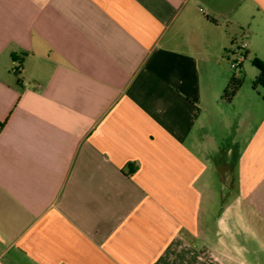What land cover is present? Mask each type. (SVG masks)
<instances>
[{
  "label": "crops",
  "instance_id": "1",
  "mask_svg": "<svg viewBox=\"0 0 264 264\" xmlns=\"http://www.w3.org/2000/svg\"><path fill=\"white\" fill-rule=\"evenodd\" d=\"M253 57L264 0H0V264H264Z\"/></svg>",
  "mask_w": 264,
  "mask_h": 264
},
{
  "label": "trees",
  "instance_id": "2",
  "mask_svg": "<svg viewBox=\"0 0 264 264\" xmlns=\"http://www.w3.org/2000/svg\"><path fill=\"white\" fill-rule=\"evenodd\" d=\"M251 64L257 70V76L254 78L251 88L256 91L258 88L264 89V60H261L257 57H253ZM242 77L239 76L236 72H231V77L223 90L222 99L226 102H230L235 94L238 92L241 84ZM1 126V125H0Z\"/></svg>",
  "mask_w": 264,
  "mask_h": 264
},
{
  "label": "rangeland",
  "instance_id": "3",
  "mask_svg": "<svg viewBox=\"0 0 264 264\" xmlns=\"http://www.w3.org/2000/svg\"><path fill=\"white\" fill-rule=\"evenodd\" d=\"M249 61H250V59L248 57L246 59H244V61H243V64L246 67V72H247V68L249 69V67H251L249 64ZM229 71L236 72L239 76L242 77L243 81L245 80V75L242 73V71H240V67L237 68V70H234V69L230 68V64H229ZM254 95H256L255 98L257 101V106L258 107H264V89L258 88Z\"/></svg>",
  "mask_w": 264,
  "mask_h": 264
},
{
  "label": "built area",
  "instance_id": "4",
  "mask_svg": "<svg viewBox=\"0 0 264 264\" xmlns=\"http://www.w3.org/2000/svg\"><path fill=\"white\" fill-rule=\"evenodd\" d=\"M244 48H245V44H242V46L239 49L243 50ZM242 60H243V54L242 53L236 55V57L230 61V68L237 70V68H239Z\"/></svg>",
  "mask_w": 264,
  "mask_h": 264
}]
</instances>
